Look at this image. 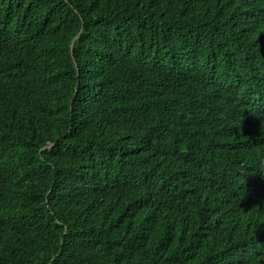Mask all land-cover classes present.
I'll return each instance as SVG.
<instances>
[{"label": "trees", "instance_id": "1", "mask_svg": "<svg viewBox=\"0 0 264 264\" xmlns=\"http://www.w3.org/2000/svg\"><path fill=\"white\" fill-rule=\"evenodd\" d=\"M0 264H264V0H0Z\"/></svg>", "mask_w": 264, "mask_h": 264}]
</instances>
